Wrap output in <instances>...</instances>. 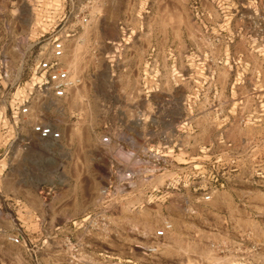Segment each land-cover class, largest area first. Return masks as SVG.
Masks as SVG:
<instances>
[{"label": "rangeland", "instance_id": "rangeland-1", "mask_svg": "<svg viewBox=\"0 0 264 264\" xmlns=\"http://www.w3.org/2000/svg\"><path fill=\"white\" fill-rule=\"evenodd\" d=\"M58 32L62 140L0 121V264H264V0H0L9 70Z\"/></svg>", "mask_w": 264, "mask_h": 264}, {"label": "built area", "instance_id": "built-area-1", "mask_svg": "<svg viewBox=\"0 0 264 264\" xmlns=\"http://www.w3.org/2000/svg\"><path fill=\"white\" fill-rule=\"evenodd\" d=\"M38 44V49L33 47L29 54L23 56L19 66L12 70L8 69L4 60L0 62L4 71L0 84L3 86L0 87V113H3L0 114V121L2 125L11 126L12 136L15 137L12 145L20 144L25 149L33 138L62 140V132L48 121L46 113L51 106L66 101L76 81L80 82L75 71L65 62L67 48L62 33L43 37ZM0 56L3 58L1 52ZM0 131L9 135L7 128ZM171 229L170 222L165 221L155 237L164 239ZM11 240L21 244L19 237ZM155 247H148L147 255L157 252Z\"/></svg>", "mask_w": 264, "mask_h": 264}, {"label": "bare ground", "instance_id": "bare-ground-1", "mask_svg": "<svg viewBox=\"0 0 264 264\" xmlns=\"http://www.w3.org/2000/svg\"><path fill=\"white\" fill-rule=\"evenodd\" d=\"M26 11V10H25ZM25 11H23V12H25ZM24 15H26L25 13H24ZM27 16V15H26ZM25 16V17H26ZM27 18V17H26ZM28 19V18H27ZM24 20V19H23ZM24 40H20L21 41V44L22 43H24L25 42V38H23ZM19 41V42H20ZM24 41V42H23ZM23 45V44H22ZM70 59H73V58H70ZM68 57H66L65 58V62H66V64L70 67V68H72L73 70H75V66H76V64H75V60H70ZM58 122L59 121V119L57 118V119H55V122ZM37 139V141H39V142H37V145L38 146H40V147H43V146H47V145H50V146H55L56 145V143H57V141H52V140H40V139H38V138H36ZM108 140L107 139H104L103 140V142H107ZM38 151V150H37ZM123 154V153H122ZM125 154V153H124ZM127 154V153H126ZM120 158H122V160L124 161V163H125V165H134V164H137L138 162H139V160H137V158L136 157H132V155L131 156H123L122 155V157L121 156H119ZM127 162V163H126ZM130 165V166H131ZM129 166V167H130ZM128 171L130 170V168L129 169H127ZM131 172V171H130ZM125 173L127 174L128 172H126L125 171ZM125 173H123L124 175H126ZM127 176V175H126ZM126 176H124V178H126Z\"/></svg>", "mask_w": 264, "mask_h": 264}, {"label": "crops", "instance_id": "crops-1", "mask_svg": "<svg viewBox=\"0 0 264 264\" xmlns=\"http://www.w3.org/2000/svg\"><path fill=\"white\" fill-rule=\"evenodd\" d=\"M64 222H65V219H64ZM59 224H64V223L61 222V223H59Z\"/></svg>", "mask_w": 264, "mask_h": 264}]
</instances>
